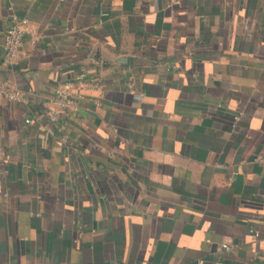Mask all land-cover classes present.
Wrapping results in <instances>:
<instances>
[{
    "label": "crops",
    "instance_id": "0c3cea01",
    "mask_svg": "<svg viewBox=\"0 0 264 264\" xmlns=\"http://www.w3.org/2000/svg\"><path fill=\"white\" fill-rule=\"evenodd\" d=\"M0 68V264H264V0H0Z\"/></svg>",
    "mask_w": 264,
    "mask_h": 264
},
{
    "label": "built area",
    "instance_id": "2783aa9c",
    "mask_svg": "<svg viewBox=\"0 0 264 264\" xmlns=\"http://www.w3.org/2000/svg\"><path fill=\"white\" fill-rule=\"evenodd\" d=\"M30 19L26 16H19L13 14L11 17L10 24L4 35V62L13 63L18 57L23 46V38L25 32L29 30ZM85 79V73H80L76 76V80L82 82ZM99 88V85H96ZM0 94L5 98L13 101H24L27 102L28 98L24 91L17 87H12L11 84L6 80L2 74L0 68ZM53 101L55 104L54 108H49L47 113L53 121H56L59 116L61 109H78L76 101V93H74L69 84H62L55 90ZM99 103V101H98ZM27 122L31 119L28 117ZM259 232H257L258 235ZM232 244L228 242L223 243V247L229 249Z\"/></svg>",
    "mask_w": 264,
    "mask_h": 264
}]
</instances>
